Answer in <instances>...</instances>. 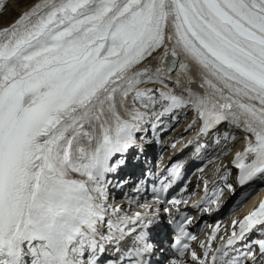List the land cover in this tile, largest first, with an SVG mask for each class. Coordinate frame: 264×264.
Segmentation results:
<instances>
[{"label":"snow or ice","instance_id":"1","mask_svg":"<svg viewBox=\"0 0 264 264\" xmlns=\"http://www.w3.org/2000/svg\"><path fill=\"white\" fill-rule=\"evenodd\" d=\"M161 48L169 72L187 70L183 54L203 70L211 92L189 88L186 97L140 88H167L162 69L134 71ZM188 107L198 113L201 134L224 122L244 131L247 146L233 161L238 182L264 180V0H43L0 30V264H26V256L31 264H99L107 244L120 251L129 237L120 264H150L156 245L149 229L159 218L108 204L107 174L125 164L146 123L156 134L164 118ZM190 221H169L180 258L171 264L185 255L207 264L209 252L211 264L264 262V201L233 220L213 249L217 224L200 245L203 258L190 246L197 239L186 231ZM253 232L259 238L249 241Z\"/></svg>","mask_w":264,"mask_h":264},{"label":"bare ground","instance_id":"2","mask_svg":"<svg viewBox=\"0 0 264 264\" xmlns=\"http://www.w3.org/2000/svg\"><path fill=\"white\" fill-rule=\"evenodd\" d=\"M42 3H43V0H3V6L0 7V30H3L4 28L11 27V25H13L16 22V20L19 19V17L21 15H23L26 12H31L37 4H42ZM11 14L14 16L12 19L9 18ZM168 48H169L168 55H171V42L168 43ZM154 56H156L157 58L156 59L149 58L146 62H142L141 65L136 66L134 71H141L145 67L150 69L152 72H155L156 68L162 69L163 70L162 75L165 77V84H167V88L176 89V91H178V95L183 94L187 97V94H188L187 90L189 88H191L194 92H199L200 94H204L205 92H209V93L211 92V89L205 83L203 70L200 69L194 62H192V61L188 60L186 57H184L183 54L180 55V60L182 63L188 64L187 70L180 69L179 65H177L175 71H172V72H169L165 68L164 60L160 59V57L163 56V48L158 49L157 52L154 53ZM177 81H178V83H177ZM192 82H195V84L193 85ZM148 83H149V86H147V83L140 84L139 86L142 85V89L152 87L151 89H153V90L159 89V88L161 90H165V91L168 90L167 88H165L163 85H161L159 83H152V82H148ZM201 85H204V87L203 88L200 87ZM136 108L139 109L140 111L144 110V109H140L139 107H136ZM121 115L124 116L125 118L127 117L126 113H121ZM186 118H187V114L180 115L178 113V111L175 113V119L173 120V122H170L171 120L170 121L167 120V119H172V117L164 118V124L162 125V127H167L166 135L173 132L175 130L176 126L178 125V123H183ZM165 122H170V123L166 124ZM228 126H229V129L232 131H236V130L241 131V132H236L233 136H236L237 134L238 135L246 134L241 129L235 128L234 126H231L229 124H228ZM158 129H160V127H158ZM181 136H183V135L179 134L178 130L176 129V131H174L172 133V136H169L170 144L175 142V140H178V138H180ZM241 138L242 137L240 136V138L235 140L233 142L232 146H234L237 142H239V140ZM245 140H247L246 137H245ZM227 146L228 145H225L222 148L216 150L215 152H210L209 154L207 152L204 153L203 160H205L206 162H212V163L208 164L209 168L211 166H218L219 163H220V165L222 164V167L217 171V173L215 175H213L210 178L209 182L214 180V178H218V181H217V183H218L221 181L222 176H225L226 174H228L229 168L225 166V164H224L225 160H223L224 151L228 153V150H229V147H227ZM165 149H166V147H164V150ZM214 164H217V165H214ZM200 165H201V163H199V166ZM208 169H204V170H208ZM211 174L212 173H210L209 175H211ZM69 175L71 177L72 174L70 173ZM244 190H245V188H241V189L236 190L231 195L228 202L233 200L241 192H244ZM250 191L246 192V194H244V195L240 194L241 195L240 200L246 198ZM238 208L239 207L236 208V212H237ZM234 211L235 210H233L232 212H234Z\"/></svg>","mask_w":264,"mask_h":264},{"label":"rangeland","instance_id":"3","mask_svg":"<svg viewBox=\"0 0 264 264\" xmlns=\"http://www.w3.org/2000/svg\"><path fill=\"white\" fill-rule=\"evenodd\" d=\"M13 17H14V16L11 14L9 18L12 19ZM139 87L142 88V85L139 86ZM126 101L128 102V103L126 102L127 106H131L130 104H133V101H132L131 97H128ZM131 101H132V102H131ZM129 102H130V103H129ZM131 107H132V106H131ZM135 107H140V106H139V104H136ZM140 108H142V107H140ZM122 111H123V110H121V113H122ZM167 120H169V121L171 120L170 122H173V119H167ZM170 122H165V123H170ZM181 124H182V123H178V125L176 126V128H175L174 131H176V129H178V127H179ZM174 131H173V132H174ZM173 132H171V133H169V134H167V135L172 136V133H173ZM167 135H166V136H167ZM237 135H238V134H237ZM237 135H236V136H237ZM239 138H240V137H239ZM166 147H167V146H166ZM222 153H223V152H222ZM225 153H226V154H225ZM226 155H227V152L224 151V158H223V160L225 159ZM214 165H217V164H214ZM219 165H220V163H219Z\"/></svg>","mask_w":264,"mask_h":264}]
</instances>
